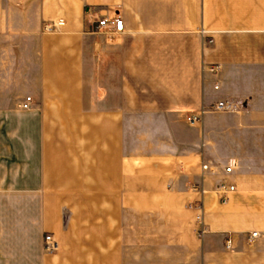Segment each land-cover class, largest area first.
<instances>
[{"label":"crops","instance_id":"obj_1","mask_svg":"<svg viewBox=\"0 0 264 264\" xmlns=\"http://www.w3.org/2000/svg\"><path fill=\"white\" fill-rule=\"evenodd\" d=\"M256 129L264 0H0V264H264Z\"/></svg>","mask_w":264,"mask_h":264},{"label":"built area","instance_id":"obj_2","mask_svg":"<svg viewBox=\"0 0 264 264\" xmlns=\"http://www.w3.org/2000/svg\"><path fill=\"white\" fill-rule=\"evenodd\" d=\"M65 27V22L63 20H57L56 22H53L52 24H46L43 26V32L46 34H54V33H60L62 28ZM124 28L123 21L120 17H111V18H103V19H97L96 18V26L94 28V32L96 34H101L106 31L113 32V33H122ZM213 41L210 40L209 44H212ZM210 72L212 74H216L218 72L217 67H212L210 69ZM31 106V98L28 97L24 100L23 103L19 105L20 109L22 110H29ZM212 109L216 112H231L236 109V106L229 102H217ZM189 121L191 123L199 122L200 118L198 116H192L189 118ZM203 170L207 171L208 166L203 165ZM233 172L232 167H226L224 169V173L226 175H231ZM236 191L235 186L228 184L227 182L221 183L217 188V194L220 196V199L223 204H225L229 200V196L233 194ZM197 210H200V206L196 208ZM196 225H197V237L199 239L203 238L207 233V228L203 223V216L202 214H198L196 216ZM258 234H253L252 238H256ZM230 243V242H229ZM43 251L45 254L51 255L55 254L59 249V243L56 241V239L52 235H46L43 239V245H42ZM229 248V246H228Z\"/></svg>","mask_w":264,"mask_h":264},{"label":"rangeland","instance_id":"obj_3","mask_svg":"<svg viewBox=\"0 0 264 264\" xmlns=\"http://www.w3.org/2000/svg\"><path fill=\"white\" fill-rule=\"evenodd\" d=\"M211 125L213 126V128H212V130H211V134H212L213 137H215V133H216L215 126H216V124H211ZM225 125H230V126H231V124H225ZM255 132H256V137H257V139L264 137V133H261V132H263L262 130L260 131L259 129H256ZM58 250H59V249H58ZM57 252H58V251H57ZM57 252H56V253H57Z\"/></svg>","mask_w":264,"mask_h":264}]
</instances>
